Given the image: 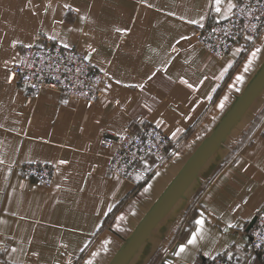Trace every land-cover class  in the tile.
<instances>
[{
  "label": "crops",
  "instance_id": "1",
  "mask_svg": "<svg viewBox=\"0 0 264 264\" xmlns=\"http://www.w3.org/2000/svg\"><path fill=\"white\" fill-rule=\"evenodd\" d=\"M215 7L0 0V264H190L218 254L264 264L246 230L264 214V87L247 97L264 68V29L217 59L194 36L233 8ZM38 36L82 48L108 73L92 106L49 88L23 95L10 63ZM136 120L170 141L161 159L144 158L145 175L125 180L106 169L111 148L100 140ZM37 160L54 167L48 187L12 165Z\"/></svg>",
  "mask_w": 264,
  "mask_h": 264
},
{
  "label": "built area",
  "instance_id": "2",
  "mask_svg": "<svg viewBox=\"0 0 264 264\" xmlns=\"http://www.w3.org/2000/svg\"><path fill=\"white\" fill-rule=\"evenodd\" d=\"M231 13L194 29L196 43L211 56L221 59L228 51L243 44L250 46L264 29V0H237ZM37 40V39H36ZM23 45L20 57L11 61L12 72L26 88L27 96L37 98L44 88L92 106L108 86L105 71L99 69L88 52L44 38ZM136 125L120 133L101 138L111 148L106 169L125 180L145 175L142 161L151 155L161 159L170 141L166 130L149 121L136 120ZM15 167L36 182L50 186L54 167L42 161L15 163ZM247 230L250 252L264 258V214L255 215ZM190 264H240L228 254H218Z\"/></svg>",
  "mask_w": 264,
  "mask_h": 264
},
{
  "label": "water",
  "instance_id": "3",
  "mask_svg": "<svg viewBox=\"0 0 264 264\" xmlns=\"http://www.w3.org/2000/svg\"><path fill=\"white\" fill-rule=\"evenodd\" d=\"M264 87V68L263 70L259 73V75L257 76L256 80L254 81L252 87L250 88L249 90V95L247 97H250L252 96L253 94L257 93L259 90H261L262 88ZM246 97V98H247ZM244 104L243 100L242 102H240L239 106L238 107H242ZM236 108L237 110L236 111V114H231L230 117H229V120H230V123L235 119V117L237 116L238 112L240 111L239 109L240 108ZM235 113V112H234ZM218 141V138H215L213 140V143H216ZM180 182V181H179ZM255 219V215L252 217V219L250 220V222L247 224L246 226V229H248L250 227V225L253 223ZM147 227V226H146ZM146 227L144 229H142V232L146 229ZM123 258V256L121 258H119L116 263L114 264H117L120 262V260Z\"/></svg>",
  "mask_w": 264,
  "mask_h": 264
},
{
  "label": "snow or ice",
  "instance_id": "4",
  "mask_svg": "<svg viewBox=\"0 0 264 264\" xmlns=\"http://www.w3.org/2000/svg\"><path fill=\"white\" fill-rule=\"evenodd\" d=\"M142 2L147 4V0H142ZM213 3L216 6L215 7V11L216 12H220L221 9H220L219 5L222 3V0H213ZM229 4H230L231 7H235L236 6L234 3H232V0H229ZM147 6L148 7H152V5H150V4H148ZM65 7H68V5H65ZM201 19H203V17H201ZM189 23L195 24L197 22L195 20H191V21H189ZM181 39H185V37H181ZM259 51H260L259 49H256V52H259ZM253 55H255V53H253ZM9 80H11V76L9 77ZM196 223L199 225V224H202L203 221H202V219H197ZM195 239H196V236H195V233H193V235L188 239L187 243L188 244H193V243H195ZM179 251L180 252L184 251V245H180Z\"/></svg>",
  "mask_w": 264,
  "mask_h": 264
},
{
  "label": "rangeland",
  "instance_id": "5",
  "mask_svg": "<svg viewBox=\"0 0 264 264\" xmlns=\"http://www.w3.org/2000/svg\"><path fill=\"white\" fill-rule=\"evenodd\" d=\"M43 38H41V39H44V38H49V39H53V38H51V37H49V36H42ZM37 39V40H36ZM35 40H36V42H41V40L39 39V36L36 38ZM55 40V39H54ZM32 43V42H31ZM61 43V42H60ZM63 44V43H62ZM64 45H66V44H64ZM80 46H82L83 47V45H81L80 44ZM22 47V46H21ZM76 47V46H75ZM21 49V48H20ZM105 75L107 76V81H108V86H109V84H110V82H109V80H108V73L107 72H105ZM18 81V80H17ZM19 82V81H18ZM18 85H20V87L22 88V90H23V95L24 96H26V97H28L27 96V92H25V87L23 86V85H21L20 83H18ZM107 86V87H108ZM107 89H104V92L106 91ZM29 101H31V100H29ZM139 121H143V120H139ZM127 130V129H126ZM120 133V132H119ZM104 137V136H103ZM166 153V152H165ZM163 157V156H162ZM25 162H31V161H25ZM15 163H17V164H19V163H24V162H13L12 163V165H13V167H15L14 166V164ZM17 168V167H16ZM17 169H19V168H17ZM20 170V169H19ZM22 171V170H21ZM23 172V171H22ZM31 178V177H30ZM33 179V178H32ZM34 180V179H33ZM35 181V180H34ZM38 183V182H37ZM40 184V183H39ZM42 185V184H41ZM42 186H44V185H42ZM44 187H48V186H44Z\"/></svg>",
  "mask_w": 264,
  "mask_h": 264
}]
</instances>
